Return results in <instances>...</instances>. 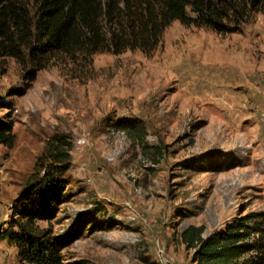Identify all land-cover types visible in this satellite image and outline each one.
I'll use <instances>...</instances> for the list:
<instances>
[{
	"label": "rangeland",
	"instance_id": "obj_1",
	"mask_svg": "<svg viewBox=\"0 0 264 264\" xmlns=\"http://www.w3.org/2000/svg\"><path fill=\"white\" fill-rule=\"evenodd\" d=\"M44 58L36 71L0 51V234L61 137L68 186L37 225L68 243L64 264H195L184 230L249 215L264 235V11L227 35L173 22L150 55ZM0 264H21L1 237Z\"/></svg>",
	"mask_w": 264,
	"mask_h": 264
},
{
	"label": "trees",
	"instance_id": "obj_2",
	"mask_svg": "<svg viewBox=\"0 0 264 264\" xmlns=\"http://www.w3.org/2000/svg\"><path fill=\"white\" fill-rule=\"evenodd\" d=\"M23 0H0V51L20 65L45 67L44 56L61 53L120 55L127 50L152 54L173 22L206 28L219 35L242 32L264 0H36L35 11ZM34 75V74H33ZM141 143L140 123L122 125ZM0 136L5 142V131ZM35 164V175L15 203L16 222L0 237L17 250L21 264H64L68 246L37 222L51 220L68 186L71 147L56 137ZM204 226H189L182 243L194 251L195 264H261L264 235L254 216L232 220L220 234L204 237Z\"/></svg>",
	"mask_w": 264,
	"mask_h": 264
}]
</instances>
